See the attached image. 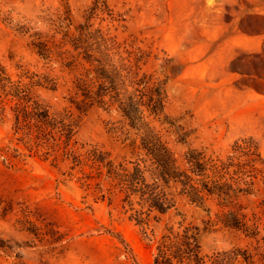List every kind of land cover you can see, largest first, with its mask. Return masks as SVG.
I'll return each instance as SVG.
<instances>
[{
	"label": "rangeland",
	"instance_id": "374dc122",
	"mask_svg": "<svg viewBox=\"0 0 264 264\" xmlns=\"http://www.w3.org/2000/svg\"><path fill=\"white\" fill-rule=\"evenodd\" d=\"M99 36L128 75L129 92L143 87L135 84L142 77L147 88L162 86L163 113L146 112V120L180 165L192 149L234 164L264 160V0H0V61L14 79L55 82L32 95L76 125L71 149L84 161L97 148L116 165L138 163L149 183L162 185L115 105L81 113L72 102L77 80L93 76L86 77L90 67L75 39L94 52ZM19 137L7 109L0 118V264H153L167 229L185 226L200 229L205 255L242 248L264 264L261 242L221 224L205 228L239 206L246 216L255 210L261 181L229 206L211 197L201 207L166 189L174 207L145 229L130 220L122 194H109L104 176L88 179L96 176L88 166L72 168L61 151L47 156Z\"/></svg>",
	"mask_w": 264,
	"mask_h": 264
},
{
	"label": "trees",
	"instance_id": "16d2710c",
	"mask_svg": "<svg viewBox=\"0 0 264 264\" xmlns=\"http://www.w3.org/2000/svg\"><path fill=\"white\" fill-rule=\"evenodd\" d=\"M99 39L94 52L93 48L82 46L80 40L75 39V48L82 49L79 54L90 67L86 77L93 76L88 80H77L72 102L81 113L94 106L109 108L115 105L128 121L129 127L136 131L140 148L151 160L155 175L163 184L160 185L158 181L149 183L145 170L138 163H132L131 168L124 164L116 165L108 153L97 148L89 150L84 161L81 155L71 149L76 144V125L68 116L53 115L46 105L32 95V89L36 86L45 85L55 89V82L45 80L46 84H42L40 80H33V76L26 74L24 76L29 79L27 83L22 76L14 79L0 61V118L6 115L7 109L11 112L13 130L20 136V141L29 144L31 149H44L47 156L61 151L64 160L71 158L72 168L88 166L96 174L88 176V179L104 176L109 185V194L115 190L122 194V207L128 206L130 220L145 229L151 219H158V215L174 207V195L166 189L175 188L179 196L205 207L211 197L219 199V205L229 206L239 194H251L257 181L264 185V160L259 156L249 160L248 164H234L232 158L227 161L206 158L203 152L192 149L184 154V164L180 165L146 120V112L154 116L163 113L162 86L157 84L147 88L148 82H144L142 77L135 84L143 87L129 92L126 84L128 75H123L122 68L116 66L110 54L112 48L106 45L107 40L103 36H99ZM35 46L46 57V46L41 42ZM137 75L135 73L134 78ZM235 149L242 152L239 145ZM256 163H260L262 168L258 169ZM247 166L250 167L248 174L243 170ZM232 167L236 169L231 172ZM247 177L248 181L245 180ZM96 184L99 186L100 183ZM135 205L139 208H135ZM217 224L241 231L247 238L261 242L264 261V196L247 216L239 206L236 210L218 215L216 222L205 221V228L210 229ZM199 236L200 229L195 226H185L177 231L168 228L167 233L156 243L153 264H256L254 255L248 249L233 248L205 255Z\"/></svg>",
	"mask_w": 264,
	"mask_h": 264
}]
</instances>
